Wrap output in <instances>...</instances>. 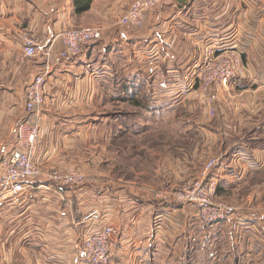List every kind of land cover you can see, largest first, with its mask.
<instances>
[{
	"label": "crops",
	"instance_id": "0c3cea01",
	"mask_svg": "<svg viewBox=\"0 0 264 264\" xmlns=\"http://www.w3.org/2000/svg\"><path fill=\"white\" fill-rule=\"evenodd\" d=\"M132 1L92 0L89 9L78 14L72 0H53L52 5L49 0H0V159L14 144L16 124L25 116L26 83L41 65L39 55L20 60L22 31L39 40L71 27L106 28L101 40L84 45L72 57H59L61 43L55 42L46 101L37 114L41 135L36 161L48 169H82L87 180L79 186L31 180L27 190L0 200V264L78 261L85 229L82 216L91 208L106 209L115 228L112 264H155L172 236L190 249L226 233H232L234 243L248 242L249 233L264 228V207H247L254 196L257 201L262 179L253 183V192L234 193L264 171V143L249 147L241 138L255 130L264 140V0H166L149 11L141 29L118 23ZM235 34L243 71L229 88L244 105L232 117L220 99L228 96L216 92L212 106L217 122L231 128L202 120L193 127L220 148L229 143L210 175L217 179L218 195L247 205L236 207L241 220L232 227L228 222L202 224L191 207L144 194L133 182L109 179L103 172L110 162L103 144L109 135L138 136L143 131L141 115L144 121L167 117L162 109L169 104V90L195 86L193 73L205 48ZM189 94L196 95V88ZM202 108L206 113L203 101ZM110 120L112 128L100 131ZM186 157L173 159L177 164L171 168L172 185L189 173L192 160Z\"/></svg>",
	"mask_w": 264,
	"mask_h": 264
},
{
	"label": "built area",
	"instance_id": "2783aa9c",
	"mask_svg": "<svg viewBox=\"0 0 264 264\" xmlns=\"http://www.w3.org/2000/svg\"><path fill=\"white\" fill-rule=\"evenodd\" d=\"M166 0H134L119 17L122 27L141 29L146 26L149 11ZM104 27L100 25L62 29L49 38L36 40L31 36L22 37L24 48L22 59L40 56L39 71L31 77L25 86V116L20 118L15 129V141L0 159V200L25 190L28 179L43 176L45 180L59 186H79L86 177L79 171H61L44 168L36 161L35 151L41 135L37 114L45 105L46 79L52 65L53 45L57 40L61 48L56 52L59 57L77 55L86 44L102 39ZM239 35V33H238ZM240 36V35H239ZM42 41L47 42L46 49ZM242 50L236 34L226 42L205 48L195 67V79L199 88L206 114H213L214 93L228 96L231 82L243 71ZM234 110L241 108L244 102L238 96L230 95ZM216 158H210L203 168L202 178L188 179L181 187L151 191L155 198L169 197L177 204L193 208L198 219L204 224L228 222L236 227L241 220L233 205L221 200L215 201L217 179L208 171L215 165ZM42 177V178H43ZM106 209L87 210L82 221L85 229L82 236V257L72 264H112L111 239L115 228L108 220Z\"/></svg>",
	"mask_w": 264,
	"mask_h": 264
},
{
	"label": "rangeland",
	"instance_id": "374dc122",
	"mask_svg": "<svg viewBox=\"0 0 264 264\" xmlns=\"http://www.w3.org/2000/svg\"><path fill=\"white\" fill-rule=\"evenodd\" d=\"M49 3L52 5L53 0H49ZM105 29L106 28L104 27V32ZM25 35L31 36L29 31H22L20 34L22 41V37ZM41 43H45V41H42ZM20 60L25 61L22 59V56ZM30 78H28V80ZM193 78L196 82L194 73ZM196 85L189 89L169 90L170 96L166 100L169 104H166L162 109V112L166 114L167 117H164L162 120L160 118L156 120L154 117V119L144 121L141 120V115L138 120H140L141 125H143V131L139 133L138 136L121 135V137H114L109 135V137L104 139L105 144H101L106 146L105 153L110 162H108V165L106 164L105 171L103 172L108 174L110 177L109 179L133 182L135 183L134 187L140 189V192L143 190L142 193L150 194L152 190L164 191L175 189L181 187L188 179H197L205 176L203 175L205 163L210 160V158H216L217 163L220 152L225 150L229 143H227V145L225 143L222 148H220L221 144L215 142V139H208L207 136L204 137L199 135L193 128L195 121L202 120L206 124L213 125L214 127L223 130L225 128L230 129L231 127L227 125L222 127L221 123L217 122V115L214 108L213 114L211 113L209 115L203 112L201 92L200 90H197ZM195 88L196 95L190 96L189 93ZM228 94L227 100L223 98L220 99L225 103V106H223V108H225L224 111L233 117V115L238 114L241 109L234 110L230 104V95L238 96L239 98L240 96L238 94H231L230 88ZM175 95L178 96L172 98V96ZM240 100L242 99L240 98ZM108 122L109 127L106 128L104 125L105 128L103 127V130L101 128L100 131L107 132L112 128V121L110 120ZM249 129H243V133ZM94 135L96 136V134ZM241 138L248 142L247 146L249 147L260 146L264 143L262 138L257 137L255 130H250L248 133L246 132ZM97 139L100 140V137ZM186 156L190 158V161L192 160V163H189L188 161V165H191V167L188 168L187 171H189L190 174L184 172L181 176L179 175L181 178L178 182H175L176 185H172L171 181L174 170L172 171L171 168L174 164H177L173 159L175 160L177 157L187 158ZM181 165H183V163H180V166ZM44 170H48V168H44ZM211 170H213V167L208 171V176L210 175ZM61 171H79L86 177V180L88 177L85 171L79 168H71ZM42 177L43 176L31 178L28 179V181L38 180ZM260 178L262 179L261 181H259ZM255 182L259 183L258 190L261 192L257 201L254 196V201H251L248 204L249 206L245 205L243 201L237 202L230 199L228 195L221 196L216 194L215 201L221 200L234 207L241 208H246V206L252 208L264 207V171L260 177L251 176L249 185H246L243 188L240 187L234 191V193L236 195L242 191L244 194L247 193V191L248 193L253 192L254 187H252V185ZM25 189L27 190V186H25ZM224 232H226V230ZM223 235H218L217 238L219 240L213 238L210 239L211 241L209 240V242L201 241L198 245L195 243L190 249L186 246V242H182V239L177 240L176 237L172 236V238H174L169 239L167 247L160 250L159 256L155 260V264H184L186 260L191 264H264L263 227H258L257 232L254 231L253 233H249L250 239L248 242L247 240L246 242L242 240L240 243H234L232 233H226Z\"/></svg>",
	"mask_w": 264,
	"mask_h": 264
},
{
	"label": "trees",
	"instance_id": "16d2710c",
	"mask_svg": "<svg viewBox=\"0 0 264 264\" xmlns=\"http://www.w3.org/2000/svg\"><path fill=\"white\" fill-rule=\"evenodd\" d=\"M73 6L75 8L76 13H83L88 10L92 0H72ZM218 188V186H217Z\"/></svg>",
	"mask_w": 264,
	"mask_h": 264
}]
</instances>
